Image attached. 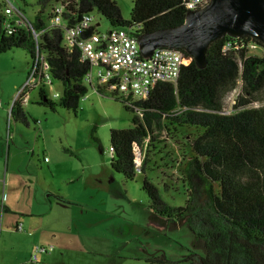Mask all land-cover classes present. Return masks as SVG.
I'll use <instances>...</instances> for the list:
<instances>
[{
  "label": "rangeland",
  "instance_id": "obj_1",
  "mask_svg": "<svg viewBox=\"0 0 264 264\" xmlns=\"http://www.w3.org/2000/svg\"><path fill=\"white\" fill-rule=\"evenodd\" d=\"M116 1L123 18L130 19L134 0ZM13 2L29 20L39 15L49 24L55 2ZM0 5L9 22L20 20L16 10ZM94 15L98 31L112 28L98 12ZM250 54L263 55L264 49ZM31 61L21 47L0 53V264H27L37 246L48 249L40 255L43 264H151L147 259L161 253L172 261L168 264H191L183 258L203 250L188 225L168 218L188 199L179 169H154L160 158L176 166L182 160L180 136L156 125V142L170 148L161 152L147 138L140 150L146 172L126 178L112 168L110 132L131 127L134 113L105 86L99 91L96 81L77 112L58 105L54 94H62L64 85L54 80L45 90L55 109L40 103L38 89L23 106L26 119L10 114ZM241 85L242 80L229 94V108ZM145 177L159 188L166 211L144 189Z\"/></svg>",
  "mask_w": 264,
  "mask_h": 264
},
{
  "label": "trees",
  "instance_id": "obj_2",
  "mask_svg": "<svg viewBox=\"0 0 264 264\" xmlns=\"http://www.w3.org/2000/svg\"><path fill=\"white\" fill-rule=\"evenodd\" d=\"M40 1L47 5L60 0ZM69 1L65 19L70 24L86 13L98 12L112 28L132 29L138 35L179 26L189 11L184 0H134L131 18L124 19L116 0ZM1 8L0 5V53L21 47L33 59L32 32L27 26H18L10 34ZM29 21L41 32V48L54 80L64 85L58 105L77 112L81 98L89 90L84 83L89 64L80 60L78 50L66 48L63 27L49 28L39 15ZM93 30L98 27L93 26ZM229 41L232 45L225 50ZM251 41L264 49V44L252 37L225 36L215 41L203 69L185 51L177 84L160 82L148 99L139 101L143 115L116 97L134 115L131 127L110 132L114 171L133 179L137 171L134 144L144 146L147 138H152V146L161 152L170 148L165 141L156 142V125L176 132L182 139L184 156L178 165L160 158L154 161V169H179L188 199L184 206L171 210L168 218L188 225L197 239L196 247L203 250L202 254L191 250L183 258L191 264H264V54H250ZM240 80L236 101L229 108L228 96L238 88ZM40 103L55 109L56 103L45 89ZM15 112L27 118L22 104H14L12 116ZM144 167L142 173L146 172ZM143 187L156 206L165 208L152 180L145 177ZM147 262L172 261L161 253Z\"/></svg>",
  "mask_w": 264,
  "mask_h": 264
},
{
  "label": "built area",
  "instance_id": "obj_3",
  "mask_svg": "<svg viewBox=\"0 0 264 264\" xmlns=\"http://www.w3.org/2000/svg\"><path fill=\"white\" fill-rule=\"evenodd\" d=\"M7 6L8 11L16 10L20 15V20L7 21V29L10 34L18 26H27L32 32L35 40V56L30 63L28 79L20 89L12 104L20 103L27 105L31 100L33 91L41 93L43 89L54 81L51 65L47 55L41 48V32H38L25 16L24 12L14 5L13 0H0ZM209 0H184L188 10H195L205 6ZM70 1L60 0L55 2L50 16L49 28H64V43L69 51L78 50L80 60L87 62L90 66L89 71L84 76V83L93 86L95 81L98 90L105 86L112 94L123 100L137 114L143 115V109L138 105L139 101L149 98L154 88L160 82H171L177 84L185 50L170 47H160L153 55L145 58L140 50L139 35L128 28H111L106 31L93 30V26L99 27L100 23L93 13H86L76 22L70 24L65 19L68 12ZM232 42L229 41L225 50L229 49ZM239 46V42H236ZM248 47L252 50L259 49L258 43L251 41ZM55 97H61V93H55ZM237 96V95H236ZM232 99V104L236 101ZM143 146L134 144L136 156L134 159L136 170L141 172L142 160L140 150ZM113 154V150H112ZM46 161L49 158L46 157ZM22 230V224L17 226ZM48 249L44 246H37L36 251L27 264H41L40 255L47 253Z\"/></svg>",
  "mask_w": 264,
  "mask_h": 264
},
{
  "label": "water",
  "instance_id": "obj_4",
  "mask_svg": "<svg viewBox=\"0 0 264 264\" xmlns=\"http://www.w3.org/2000/svg\"><path fill=\"white\" fill-rule=\"evenodd\" d=\"M225 36L252 37L264 44V0H209L189 10L179 26L140 34L139 44L145 58L160 47L183 49L203 69L210 45Z\"/></svg>",
  "mask_w": 264,
  "mask_h": 264
},
{
  "label": "crops",
  "instance_id": "obj_5",
  "mask_svg": "<svg viewBox=\"0 0 264 264\" xmlns=\"http://www.w3.org/2000/svg\"><path fill=\"white\" fill-rule=\"evenodd\" d=\"M47 162H49V161H47ZM5 210H7V208H6V207L4 208V211H5ZM41 263H42V261H41ZM42 264H43V263H42Z\"/></svg>",
  "mask_w": 264,
  "mask_h": 264
}]
</instances>
